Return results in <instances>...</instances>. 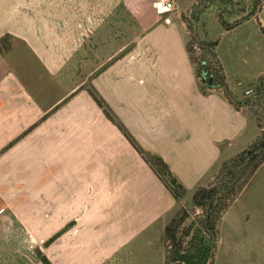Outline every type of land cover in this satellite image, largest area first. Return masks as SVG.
Masks as SVG:
<instances>
[{
    "label": "crops",
    "instance_id": "0c3cea01",
    "mask_svg": "<svg viewBox=\"0 0 264 264\" xmlns=\"http://www.w3.org/2000/svg\"><path fill=\"white\" fill-rule=\"evenodd\" d=\"M156 1L0 0V197L19 220L27 200L28 220L46 207L47 220L77 221L74 235L86 245L66 264H95L157 222L161 237L180 203L89 88L144 151L168 164L186 194L250 143L231 153L252 118L221 90L201 89L185 49L182 15L204 0H171L163 12ZM214 17L211 28L202 23L203 35L199 17L193 28L200 39L218 40L221 65L229 33L240 37L230 44L236 62L261 59L264 4L228 31Z\"/></svg>",
    "mask_w": 264,
    "mask_h": 264
},
{
    "label": "rangeland",
    "instance_id": "374dc122",
    "mask_svg": "<svg viewBox=\"0 0 264 264\" xmlns=\"http://www.w3.org/2000/svg\"><path fill=\"white\" fill-rule=\"evenodd\" d=\"M242 2L240 6L249 5V1ZM193 9L194 13L191 8L188 9L182 20L187 25L193 14L199 17L197 32L203 35L202 23L205 22V25L211 28V22H214V15L217 13L216 7L210 5ZM226 17L227 15H225L227 20ZM212 33L214 35L215 30ZM189 36L190 33L188 39ZM239 39V35L229 33L223 37L220 48L223 54H227L223 56L222 65L227 83L235 95L242 96V92L257 80V73L264 67V35L257 38V51L261 59L252 62L244 59L236 62L232 58L230 44L236 43ZM88 91L94 92L92 87ZM102 101L110 111L103 99ZM245 108L252 120L249 121L243 137L231 148V153L243 147L246 141L248 143L253 141L259 132L252 111L248 107ZM224 161L214 169L212 178ZM240 184L238 194L216 223L215 249L211 264H264V162L252 174L244 177ZM194 190L195 188H189L187 194L177 200L180 203L175 211L185 208L189 213L190 217L186 223L201 218L200 209H192L191 195ZM0 199L5 203L0 206V264H44L43 259L49 264H66L68 257H73L78 252L77 247L80 243L81 246L86 245L87 240L79 241L74 235L77 221L62 220V214L55 216V220H47L46 207L38 209L36 216L39 220H28L31 217V210L27 207L29 205L27 200L23 201L22 207L24 220H19L15 211L6 206L4 194ZM60 230L59 235L50 242L49 239ZM159 230V223H154L149 228L147 237H138L127 247H121L106 256L97 259L94 257L95 264H164V245L160 240ZM98 247L97 243L94 248Z\"/></svg>",
    "mask_w": 264,
    "mask_h": 264
},
{
    "label": "trees",
    "instance_id": "16d2710c",
    "mask_svg": "<svg viewBox=\"0 0 264 264\" xmlns=\"http://www.w3.org/2000/svg\"><path fill=\"white\" fill-rule=\"evenodd\" d=\"M248 1L249 5L246 7L240 6L243 3L242 0H204L200 6H215L218 22L224 30L228 31L254 16L260 10L263 0ZM233 13H239L240 16L231 22L225 19V15ZM195 20L196 17L193 14L187 24L190 36L185 43V49L194 66L201 89L204 92L209 89L221 90L234 108L248 107L255 117V126L259 132L245 148L221 164L210 182L194 190L191 195V204L192 209H200L199 220H190L186 223L190 216L185 208H180L172 214L160 237L164 245V264L212 263L217 221L238 194L241 187L240 181L252 174L264 162V73L249 85L240 98L233 95L215 52L218 40L197 37L193 28ZM89 93L102 107L105 116L116 124L128 142L148 164L171 196L176 201L184 197L186 189L171 172L168 164L160 156L144 151L106 108L102 99L92 91ZM60 232L61 230L49 241H53ZM43 261L44 264H49L46 260L43 259Z\"/></svg>",
    "mask_w": 264,
    "mask_h": 264
},
{
    "label": "built area",
    "instance_id": "2783aa9c",
    "mask_svg": "<svg viewBox=\"0 0 264 264\" xmlns=\"http://www.w3.org/2000/svg\"><path fill=\"white\" fill-rule=\"evenodd\" d=\"M154 7L157 12L170 11L173 9L174 5L171 0H157L154 3ZM193 8H191V11Z\"/></svg>",
    "mask_w": 264,
    "mask_h": 264
}]
</instances>
